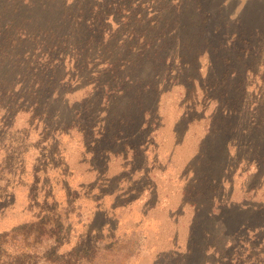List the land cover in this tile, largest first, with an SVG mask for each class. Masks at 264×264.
<instances>
[{"label":"rangeland","instance_id":"obj_1","mask_svg":"<svg viewBox=\"0 0 264 264\" xmlns=\"http://www.w3.org/2000/svg\"><path fill=\"white\" fill-rule=\"evenodd\" d=\"M241 2L0 0V233L5 230L8 233L0 242L5 241L1 246L3 259H29L33 264H46L44 257L51 256L50 249L55 240L65 237L58 225L60 222L71 227L67 234L69 239H77L82 234L86 240L79 257L66 259L70 264H154L151 259L158 251L166 253L155 264H210L212 259L214 262L223 259L221 255H214L217 254L215 250H211L210 255H201L198 250V255L190 260L189 254L184 255L185 246L173 252L171 243L150 240L155 228L130 224L129 214L125 212L120 211L114 216L110 209L114 198L107 191L95 196L69 192L68 186L54 171L51 174L53 180L44 178L40 172L36 178L30 173L20 177L19 171L14 174L13 149L8 147L13 148L17 143L14 137V130L19 127L14 122L16 110L34 108L43 124L44 118L52 123L53 117H57L54 123L68 124L63 99L67 90L62 79L65 77L63 60L74 52L78 60L73 67L82 75L85 69L99 68L97 61L90 64L86 61L94 51L97 55L101 51L98 59L102 61L123 59L132 79L137 73H149L148 93L145 82L137 80L133 81L129 96L136 95L135 84L142 83L145 103L151 108L158 104L163 91L167 92L176 84V104L177 94L181 99L183 139L189 136L190 104L196 100L206 104L211 102L214 130L218 131L222 127L219 118L223 112L226 115L237 112L243 99L249 100L254 73L259 78L262 76V87L259 86L261 90L256 99L264 115V0H247L245 6ZM221 9L230 12L231 17L223 16L218 11ZM157 11H162L163 15L159 17ZM133 31L136 32L135 40L148 34L149 47L144 39L143 48L137 42L139 47L130 49L132 39L129 38ZM177 48L181 50L176 51ZM178 51H181V58L177 57ZM196 52L199 58L194 57ZM191 54L193 56L189 57ZM148 57L150 61L146 64ZM101 64L106 72H110L109 63ZM113 68L116 72L115 66ZM245 74L249 76L246 80L243 79ZM162 83L164 87L159 86ZM141 95L142 92L139 97ZM173 99V95L168 96L166 103L173 104ZM28 120L23 117L20 125H26ZM86 120L93 125L97 118L91 115ZM104 140L103 147L109 146L107 139ZM56 154L61 156V150L53 145L47 154L51 159L48 165L60 164ZM44 158L46 156L41 153L40 160ZM30 163L35 165L34 161ZM101 165H104L103 161ZM42 167L44 164L39 161V170ZM83 179L93 180L91 177L75 178L77 182ZM101 196L105 201L99 198ZM98 201L113 219L107 222L96 213ZM136 218L133 216L130 221L136 223ZM209 231L215 232L214 227L209 226ZM197 236L200 237V232ZM71 240L59 250L61 253L76 245L77 241ZM208 243L218 244L219 240L198 241L197 245L203 248L202 245ZM251 252L228 251L230 264H253L258 259L253 258ZM51 259L58 258L52 256Z\"/></svg>","mask_w":264,"mask_h":264},{"label":"crops","instance_id":"obj_2","mask_svg":"<svg viewBox=\"0 0 264 264\" xmlns=\"http://www.w3.org/2000/svg\"><path fill=\"white\" fill-rule=\"evenodd\" d=\"M242 2L245 6L247 0ZM218 11L231 17L224 9ZM156 13L159 17L163 15L162 11ZM135 38L133 31L129 38L132 39L130 49L138 48L137 42L143 48L144 39L149 47L148 34ZM100 55L101 51L98 55L94 51L86 57L87 63L97 61L100 66L85 69L84 75L73 67L78 60L75 52L63 60L67 125L54 123L57 117L52 118V123L44 118L43 124L34 108L16 110L14 122L19 127L14 130V137L17 143L13 148L8 147L13 149L14 174L19 171L21 177L30 173L36 178L40 172L44 178L52 179L54 171L69 192L95 196L107 191L114 198L110 204L114 216L125 212L129 214L130 224L153 226L150 240L171 243L173 252L185 246L184 255L189 254L190 260L198 255V250L201 255H210V251L215 250L214 255H221L223 259L215 262L212 259L210 264H230L228 251L238 254V251L251 250V256L258 259L253 264H264V115L256 99L262 87V76L259 78L254 73L249 100L246 102L245 97L237 112L227 115L223 112L219 118L222 127L218 131L214 130L211 102L196 100L190 104L189 136L183 139L181 99L177 94L176 104V84L167 92L163 91L158 104L151 108L145 103L144 94L145 89L147 93L150 89L151 75L137 73L132 79L123 59L102 61L98 59ZM198 56L196 52L194 57ZM177 57H182L181 51ZM149 61L148 57L146 64ZM101 63H109L110 72H106ZM247 77L245 74L243 79ZM137 80L145 82V89L142 83H136V95L130 97L133 81ZM171 95L173 104L166 103ZM91 115L97 118L93 125L86 120ZM23 117L29 120L21 126ZM104 138L109 146L103 147ZM53 145L61 150V156H55L59 157L60 164L55 167L48 165L51 159L47 156ZM41 153L46 158L40 160ZM31 161L35 165L29 164ZM39 161L44 164L41 170ZM82 177L93 180H75ZM101 204L98 201L96 213L106 221L113 219ZM133 216L137 217L136 223L130 221ZM209 226L214 227L215 232H210ZM211 235L213 237L209 238ZM215 240L219 243L198 248V241ZM163 253L166 251L152 256L154 264Z\"/></svg>","mask_w":264,"mask_h":264},{"label":"trees","instance_id":"obj_3","mask_svg":"<svg viewBox=\"0 0 264 264\" xmlns=\"http://www.w3.org/2000/svg\"><path fill=\"white\" fill-rule=\"evenodd\" d=\"M32 224V223H30ZM58 225L60 226V230L61 233H65V237L63 235V238L57 239L55 240L53 247H51V256L50 257H44V259L47 260L48 263H52V264H70L69 262L67 263L66 259H73L74 257H79L80 254V249L84 246V243L86 242V240L82 237V235L80 234L77 239H72V240H76V245H74L70 250L67 251H63L62 253L59 251L63 246L69 244L70 240L69 237H67V234L70 233L71 231V227L65 226L64 224H62L61 222L58 223ZM7 231H3L0 233V242L2 239H4L6 236ZM62 235V234H61ZM71 240V241H72ZM5 244V241H2V244H0V264H33L34 262H31L29 259L27 260H20L19 258H10L7 257L5 259H3L2 256V247ZM2 246V247H1ZM52 256H56L58 259L56 260H52L51 257ZM30 257V256H29ZM59 258L61 260H59ZM80 260V258L78 259V261ZM46 262V264H48Z\"/></svg>","mask_w":264,"mask_h":264}]
</instances>
